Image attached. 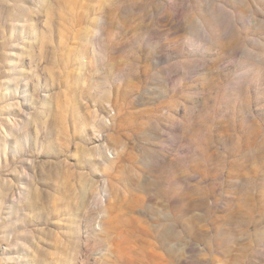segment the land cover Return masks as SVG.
<instances>
[{
	"label": "rangeland",
	"instance_id": "rangeland-1",
	"mask_svg": "<svg viewBox=\"0 0 264 264\" xmlns=\"http://www.w3.org/2000/svg\"><path fill=\"white\" fill-rule=\"evenodd\" d=\"M0 264H264V0H0Z\"/></svg>",
	"mask_w": 264,
	"mask_h": 264
}]
</instances>
